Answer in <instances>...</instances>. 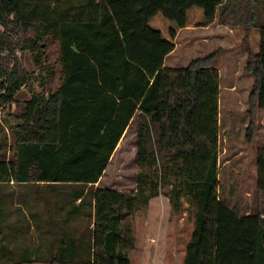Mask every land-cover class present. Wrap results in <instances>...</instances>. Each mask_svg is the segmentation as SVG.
<instances>
[{
	"label": "trees",
	"instance_id": "trees-1",
	"mask_svg": "<svg viewBox=\"0 0 264 264\" xmlns=\"http://www.w3.org/2000/svg\"><path fill=\"white\" fill-rule=\"evenodd\" d=\"M129 1L0 0V165L8 172L0 176V264H130V217L167 176L176 180V196L186 190L194 204L183 264H236L229 256L248 250L253 264H264V145L257 151L253 211L228 202L227 192L237 196L238 186L220 169L214 64L224 48L151 78L129 58L110 8ZM158 1L143 0L128 22L144 30ZM194 5L218 6L220 24L244 29L253 123L264 110V0H190ZM252 29L261 32L257 52ZM25 51L33 71L23 63ZM24 87L29 97L21 99ZM135 116L137 187L98 186ZM220 205L258 217L254 246L236 235L217 253Z\"/></svg>",
	"mask_w": 264,
	"mask_h": 264
},
{
	"label": "rangeland",
	"instance_id": "rangeland-1",
	"mask_svg": "<svg viewBox=\"0 0 264 264\" xmlns=\"http://www.w3.org/2000/svg\"><path fill=\"white\" fill-rule=\"evenodd\" d=\"M139 1L143 2L142 0L132 2V4L138 3L136 12L143 6V3L139 4ZM189 2L190 0H159L149 15V28L146 26L142 30L137 22L132 24L134 27L122 28L128 54L132 60L140 61V53H147L146 55H150L153 60L157 59L156 64L161 65V60L173 45L170 38L166 39L160 34L168 33L175 36L178 28L166 21L168 14L172 13L181 26L187 21L198 27L209 26L208 30L200 28L191 32L182 30L180 35L174 38V43L178 42L181 46L168 59V64L178 61L180 65L186 66L193 59L208 56L224 48V51L217 55L214 64L222 73L220 79V169L222 175L231 177L238 186L237 196L227 192L228 202L239 209L248 207L250 211H253L254 191L258 177L257 151L264 145V110L256 111L253 116L254 121L251 123L248 108L253 76L245 69L247 62V51L243 43L245 31L220 24L218 6L206 11L195 5L188 6ZM122 6L114 3V10ZM204 33L207 41L204 40ZM193 36H199V38L196 40ZM260 38L259 29L250 31V47L255 52L260 49ZM189 41H191L190 45H183ZM57 55L58 47L52 45L51 59H56ZM22 60L29 71L34 70L35 66L29 51L22 54ZM233 84L236 85V90L231 89ZM27 97H29L28 87H24L19 98ZM15 106L17 105L12 107L15 108ZM250 128L253 129L251 132ZM227 131L230 132L229 138H225ZM248 132L251 133L249 136L251 139L246 136ZM130 134L121 139L106 172L97 183L98 186L123 190H132L137 187L139 168L135 160L136 138H131ZM228 158L231 161L226 163ZM7 173L6 165L1 164L0 176L4 177ZM175 182L176 180L169 176L161 179L158 194L130 217L135 235V244L130 250V264H183L186 246L193 229L194 204L192 196L186 190L181 191L180 196H176L173 189ZM12 185L7 183L9 187ZM220 206L217 253L221 254L226 244L236 235L246 236L251 247L254 246L258 217L252 212L245 216L235 215L233 211ZM229 258L235 260L236 264H253L250 250L236 253Z\"/></svg>",
	"mask_w": 264,
	"mask_h": 264
},
{
	"label": "crops",
	"instance_id": "crops-1",
	"mask_svg": "<svg viewBox=\"0 0 264 264\" xmlns=\"http://www.w3.org/2000/svg\"><path fill=\"white\" fill-rule=\"evenodd\" d=\"M134 0H130L127 4H121V5H123L121 8L119 7V8H117L116 10H114V3H110V8H111V10H112V12H113V14H114V16H115V18H116V20H117V23H118V25H119V27H120V29H121V31H122V28H125L126 26H133L134 27V25H132L133 23H131V24H129V22H128V19H129V17H130V15H132V14H135L136 13V10H138L137 8H138V3H135V4H132V2H133ZM143 1V0H142ZM141 3H143V2H141V1H139V4H141ZM158 7V6H157ZM165 8H167V7H165ZM170 12V11H169ZM116 14H117V16H116ZM170 15V16H169ZM166 21L167 22H169V23H171L172 25H173V27H175V26H177L178 28L176 29V33H175V36H171V35H169L167 32V34L166 35H164L163 33H161L160 35L161 36H165L166 37V39H171V45H173L172 46V48H171V50L163 57V59L161 60V65H159V64H156L157 63V59H155V60H153L151 57H150V55H146L147 53H140V58H141V60L139 61V60H136V61H134V60H132L131 58H130V56H129V54H128V56H129V58L132 60V61H134V62H136V63H138L140 66H142L143 68H144V70L146 71V73L148 74V76H150L151 78H153L154 77V75L156 74V72L159 70V69H161V68H164V67H170V68H177V67H185L184 65H180L179 63H178V61H176L174 64H168V59H170L176 52H177V48L179 47V46H181V44L180 43H178V42H176V43H174L175 42V39L177 38V36L178 35H180V32L182 31V30H186V31H188V32H191V31H193V30H195V29H202V30H208V27L209 26H206V25H204V26H195L192 22H189V21H187V22H185L184 23V25L183 26H181V25H179L178 24V22H176V18H175V16L171 13V14H168V16H166ZM128 24V25H127ZM179 25V26H178ZM147 28H149V22H148V24H147ZM204 36H205V41H207V36H206V34L204 33L203 34ZM200 36V35H199ZM199 36H193L194 38L193 39H196L197 40V38H199ZM176 37V38H175ZM123 38H124V36H123ZM129 38V37H128ZM175 38V39H174ZM161 42V41H160ZM196 42V41H195ZM190 43H191V41H189L187 44L185 43V44H183L184 46H186V45H190ZM149 44V43H148ZM147 45V44H146ZM159 45H161V44H159ZM148 46V45H147ZM127 52H128V50H127ZM177 60H179V59H177ZM180 61V60H179ZM153 63V64H152ZM159 65V66H158ZM218 68V67H217ZM219 69V68H218ZM219 71H220V69H219ZM221 77H222V73H221V71H220V79H221ZM231 89L232 90H236V85H232L231 86ZM136 126H137V117L135 116L133 119H132V121H131V123H130V125H129V127L127 128V130L125 131V133H124V135H123V137L122 138H126L127 136H128V134H130L131 135V138H136ZM220 130H221V127H220ZM229 135H230V132L229 131H227V135H226V137L225 138H229ZM242 151V150H241ZM221 154V153H220ZM231 161V159L230 158H228L227 160H226V163H228V162H230ZM101 180V179H100ZM13 184L12 186H14L15 185V183L14 182H8V184ZM29 198H33V196L31 195V196H29ZM225 208H227L229 211H231L232 212V210H231V208H229V207H225ZM235 215H238V214H236L235 212H233ZM27 215H28V217H30V214H29V212L27 213ZM240 216V215H239ZM21 264H47V263H45V262H41V261H34V262H27V263H21Z\"/></svg>",
	"mask_w": 264,
	"mask_h": 264
}]
</instances>
